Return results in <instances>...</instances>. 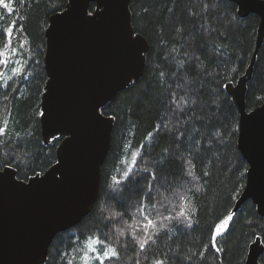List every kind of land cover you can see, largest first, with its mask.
Masks as SVG:
<instances>
[{"label":"trees","instance_id":"trees-1","mask_svg":"<svg viewBox=\"0 0 264 264\" xmlns=\"http://www.w3.org/2000/svg\"><path fill=\"white\" fill-rule=\"evenodd\" d=\"M67 2L12 0L13 13L1 7L0 50L4 29L14 23L12 47L20 48L25 68L17 82L0 79V126L7 128L0 136V169L11 165L23 180L57 160L61 140L43 145L39 113L48 80L45 32L51 15ZM131 10L136 31L150 44L145 74L103 109L116 122L99 199L79 224L57 235L48 264H80L86 239L96 236L102 248L118 250L114 264H246L250 245L258 236L264 243V216L253 201L234 213L217 238L220 252L210 239L247 181L249 165L238 147L239 109L223 85L245 74L260 17H241L231 0H137ZM263 102L264 43L248 83L247 109ZM129 151H135L136 162L125 178ZM183 197L190 201L191 221L175 214L166 220L172 203L179 215ZM145 215L166 222L148 230L151 238L141 249Z\"/></svg>","mask_w":264,"mask_h":264},{"label":"water","instance_id":"water-1","mask_svg":"<svg viewBox=\"0 0 264 264\" xmlns=\"http://www.w3.org/2000/svg\"><path fill=\"white\" fill-rule=\"evenodd\" d=\"M133 1L68 0L51 15L40 119L43 145L61 141L56 162L44 173L23 180L11 165L0 169V264H48L57 235L79 224L98 201L116 122L103 109L144 76L150 52L148 39L133 25ZM231 1L241 17H260L250 64L226 87L239 109L238 147L249 165L231 212L251 200L264 216V102L247 109L248 83L264 43V0ZM55 128L61 131L53 140ZM263 253L258 236L246 264H261Z\"/></svg>","mask_w":264,"mask_h":264},{"label":"snow or ice","instance_id":"snow-or-ice-1","mask_svg":"<svg viewBox=\"0 0 264 264\" xmlns=\"http://www.w3.org/2000/svg\"><path fill=\"white\" fill-rule=\"evenodd\" d=\"M11 2H12V0H8V2H6V0H0V7H2L8 13H13L14 10L11 6ZM15 27H16V25L13 23L9 27L5 28L3 31V39H4L3 49L4 50H0V64L7 65L9 63V59H10L11 54L15 53V51H16L12 47V39H13ZM21 47H23V45H21ZM16 63L19 64L20 62L16 61ZM22 67H23V65H21V67L14 68L13 72L17 75L21 74ZM0 79H3V73H0ZM8 79H11V77H9ZM227 86H228L227 84L223 85V87H227ZM5 99H7V97H5ZM39 115L44 116L45 114H44V112H40ZM60 131H61V129L55 128L51 132V136H52L53 140L57 139L56 133L60 132ZM6 132H7V128L5 126H0V136L6 135ZM149 136H151V134H149ZM135 162H136V156L133 155V165H135ZM188 164L190 166L194 167V165H192L191 160L188 161ZM131 171H132L131 168H129L127 171H125L124 177L128 178ZM188 172H189V174H192L191 167L188 169ZM205 175H207V173H205ZM115 183L119 184L120 181L117 179V180H115ZM182 199L184 200V206L181 208V210L179 212V216L184 217L187 221L190 222L191 221V215H190V211H189L190 201L188 200L187 197H183ZM153 207H154V205H153ZM138 211H141V212L143 211V204H141V207L138 208ZM117 215H119V213H117ZM233 217H234V213L229 211V213L226 216H224V218L221 219L219 221V223L215 224V226L213 228L210 243H211L212 248H214L216 252L221 251V249L217 246V238L219 236L223 235V233H225L228 230L229 222L233 220ZM144 219L147 221V223L143 226L146 236H145V238H141L138 240V243H139V246L141 249H144L146 247V245L149 243V240L151 238L150 236L147 235L148 230L150 228L156 229V227H157L155 221L152 219H149L147 215L144 216ZM167 219H172V217H167ZM103 243L104 242L98 236L88 237L86 239V241H85L86 251L84 253V256L82 257L83 264H88L89 260L91 259L89 253L94 254L98 250H102V256H96V259L100 261V264H103V261L105 259L119 258V252L116 248L111 247V246H107L106 248H102ZM155 264H164V261L157 260L155 262Z\"/></svg>","mask_w":264,"mask_h":264},{"label":"rangeland","instance_id":"rangeland-1","mask_svg":"<svg viewBox=\"0 0 264 264\" xmlns=\"http://www.w3.org/2000/svg\"><path fill=\"white\" fill-rule=\"evenodd\" d=\"M3 16V12H2V9L0 7V17ZM16 51L15 53H12L11 56H10V59H9V63L7 65H3V71H0V73H3V77L6 78V80L11 77V81H15L17 82L18 81V78L20 75L23 74L24 72V68H25V60L21 54V51H20V48L19 47H16L14 48ZM16 61H19L20 63H16ZM21 65H23L22 67V71H21V74L17 75L13 72V69L16 68V67H21ZM15 79V80H13ZM10 81V79L8 80ZM135 151H129L127 157L125 158L124 162L126 164V168L129 169V168H132V165H133V153ZM127 171V170H125ZM124 171V172H125ZM167 205H169V202L167 203ZM173 203L170 205V213H169V217H172V214H175L176 216L179 217V215L172 211V208H173ZM157 213H160L159 211ZM161 214V213H160ZM173 218V217H172ZM166 220H171V219H166ZM166 220L164 219H161L160 221H155L156 225H160V224H163L166 222ZM159 222V223H158ZM137 227V225H136ZM139 228L140 229H144V227L142 225H139ZM147 235H150V232L147 233ZM86 251V248L84 247V249H82L80 251L81 253V256H80V264H83V259L82 257L84 256V253ZM91 259L89 260L88 264H100V261L96 259V256H102V250H98L96 253H89ZM103 264H114L113 261L111 259H105L103 261Z\"/></svg>","mask_w":264,"mask_h":264},{"label":"bare ground","instance_id":"bare-ground-1","mask_svg":"<svg viewBox=\"0 0 264 264\" xmlns=\"http://www.w3.org/2000/svg\"><path fill=\"white\" fill-rule=\"evenodd\" d=\"M48 28V27H47ZM248 258V257H247Z\"/></svg>","mask_w":264,"mask_h":264}]
</instances>
